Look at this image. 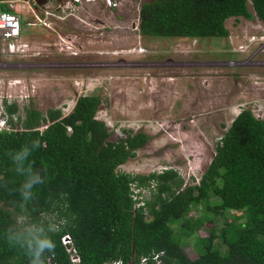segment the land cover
I'll return each mask as SVG.
<instances>
[{
  "label": "trees",
  "instance_id": "obj_1",
  "mask_svg": "<svg viewBox=\"0 0 264 264\" xmlns=\"http://www.w3.org/2000/svg\"><path fill=\"white\" fill-rule=\"evenodd\" d=\"M230 16H256L264 22V0H144L139 29L144 35L228 36L225 20ZM101 103L99 94L83 93L65 114L59 107L41 111L26 106L23 115L16 114L19 127L0 129V264H30L23 249L8 243L5 231L21 211L18 189L23 180L8 153L33 140L40 147L30 159L47 174L27 214L34 222L48 221L43 214H56V247L47 254L52 264H71L61 242L64 233L71 235L83 264L114 257L132 264L142 256H147L145 264H153L156 251H163L160 264H192L185 248L191 236L198 239V247L194 245L203 264H264L263 117L242 107L207 165L206 173L215 176L183 183L171 167L136 174L117 170L149 134L126 129L110 139V130L97 117ZM4 109L10 120L17 104L4 100ZM134 182L149 188L143 205L135 206L139 198L132 196ZM194 206L200 212L188 214ZM217 217L222 218L219 225ZM206 222L209 232L198 235Z\"/></svg>",
  "mask_w": 264,
  "mask_h": 264
},
{
  "label": "rangeland",
  "instance_id": "obj_2",
  "mask_svg": "<svg viewBox=\"0 0 264 264\" xmlns=\"http://www.w3.org/2000/svg\"><path fill=\"white\" fill-rule=\"evenodd\" d=\"M142 1L119 0L112 7L95 1L70 8L49 26L29 25L30 14L20 12L19 37L27 44L16 52L1 45L0 99L17 104L11 120L19 127L14 115H23L26 106L59 107L65 114L79 94H99L97 117L110 139L126 129L149 134L117 170L136 174L171 167L183 183L214 177L207 165L237 112L249 107L264 118V22L230 16L228 36L144 35L138 26ZM132 190L144 197L150 192L135 182ZM200 210L194 206L187 213ZM42 216L54 221L56 214ZM209 226L206 222L198 235H206ZM194 244L198 247V239L191 236L185 246L192 264H203Z\"/></svg>",
  "mask_w": 264,
  "mask_h": 264
},
{
  "label": "built area",
  "instance_id": "obj_3",
  "mask_svg": "<svg viewBox=\"0 0 264 264\" xmlns=\"http://www.w3.org/2000/svg\"><path fill=\"white\" fill-rule=\"evenodd\" d=\"M95 1H102L104 6L106 5L108 7L116 6L119 3V0H0V49L1 45H5V47H2V50L7 46L10 52H16L21 45L27 44L26 41L19 37L21 35L19 22L20 12L25 11L26 14H30L29 18L26 20V23L29 25L43 23L49 26L52 18H64L66 14H68L70 8H82ZM0 100L2 112L0 115V129L11 130L14 125L12 124V120H9V115L4 109V101L2 99ZM14 117H16V115H14ZM132 196L134 199L139 198L135 202V206L144 204V196H138L134 191L132 192ZM61 242L68 252L70 263L83 264L80 254L75 248L69 233L62 234ZM162 253L163 251L152 253L151 259L153 264L161 263ZM46 259L48 264H52V256H47ZM146 261L147 256H142L138 262L132 264H145ZM102 264H123V260L119 257H114L104 260Z\"/></svg>",
  "mask_w": 264,
  "mask_h": 264
},
{
  "label": "clouds",
  "instance_id": "obj_4",
  "mask_svg": "<svg viewBox=\"0 0 264 264\" xmlns=\"http://www.w3.org/2000/svg\"><path fill=\"white\" fill-rule=\"evenodd\" d=\"M39 147L40 141L33 140L31 144H25L19 150L8 153L15 172L23 180L18 189L21 197L18 206L21 211L14 216L15 222L6 229L5 238L10 245L25 251L30 258V264H46L47 254L56 247L52 235L58 231L55 222H34L27 214V206L36 199V189L44 185L47 174L46 168L37 169L35 161L30 159L33 151ZM3 179L0 176V180Z\"/></svg>",
  "mask_w": 264,
  "mask_h": 264
},
{
  "label": "crops",
  "instance_id": "obj_5",
  "mask_svg": "<svg viewBox=\"0 0 264 264\" xmlns=\"http://www.w3.org/2000/svg\"><path fill=\"white\" fill-rule=\"evenodd\" d=\"M194 38H197V37H194Z\"/></svg>",
  "mask_w": 264,
  "mask_h": 264
},
{
  "label": "bare ground",
  "instance_id": "obj_6",
  "mask_svg": "<svg viewBox=\"0 0 264 264\" xmlns=\"http://www.w3.org/2000/svg\"><path fill=\"white\" fill-rule=\"evenodd\" d=\"M142 50V49H141Z\"/></svg>",
  "mask_w": 264,
  "mask_h": 264
}]
</instances>
